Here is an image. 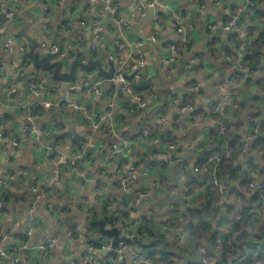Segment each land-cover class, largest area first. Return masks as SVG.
Here are the masks:
<instances>
[{"label":"crops","instance_id":"obj_1","mask_svg":"<svg viewBox=\"0 0 264 264\" xmlns=\"http://www.w3.org/2000/svg\"><path fill=\"white\" fill-rule=\"evenodd\" d=\"M117 1L120 5L121 15L132 29L130 32L120 30L113 18L107 16V25H112V28L110 31L108 30V36L105 37L102 46L105 55L104 66L105 68L109 67L107 61L109 50L113 47V35L115 38H124L126 46H129L124 50L123 56L126 58L135 48L139 38L149 37L154 31H157L158 40L155 42L149 40L144 46L148 59L146 75L151 82L155 83L157 89L152 97H143L145 106L142 108L130 95L118 92V86L108 81L101 85V90L97 94L91 93L89 90L68 94L74 101L77 100L80 104L88 106L90 111L102 115L107 114V103L110 101L112 103L110 118L114 122L113 126L118 129L113 135L101 134V132L99 134L95 131L94 138L90 142H86L81 150L83 159L79 161V167L59 168L60 179L57 186L60 195L55 203L56 210H62L60 214L49 212L46 209V204L37 199L38 192L36 193L32 188L36 186L38 191L43 190L46 184L52 181L54 168L50 157L56 156L55 149H59L58 151L65 159L75 156L72 146L74 138L76 135H86L90 132L93 118H88L89 114L85 109H77L73 106H69L62 112L47 111L37 116L34 125L47 127L56 122L55 132L43 137L27 136L21 131L27 124L25 111L22 108L13 109L12 106L20 99L25 100L26 105L38 99L56 100L59 93L53 90V87L58 82L50 80L49 77L45 78V81L41 83V93L36 96L24 87L25 80L21 77L9 78V75L6 76V73L3 74L0 70V113L8 116L4 126L6 135L0 139V178L8 172L12 173L11 180L2 191V194L5 195L0 201V246L10 247L15 244L18 247L13 254L0 257V264H15L16 259L19 264H46V262L67 264L71 257L81 258L88 240L86 237L84 239L79 237L74 226L80 224L83 228L88 227V210L91 209L95 213L98 208L99 216L102 218L103 206L96 199L95 179L99 177L98 170L103 165L104 154L112 151V144L121 147L124 133L130 135L127 140V148L121 152H115L114 157L110 160L105 175V194L115 198L117 206L123 205L122 201L126 193L122 188L121 179L126 174L128 166L133 165L140 174L132 186V192H146L147 196L145 195L138 209L133 211L128 209L126 217L132 220L140 213L148 214V216L152 215L153 220L157 223L167 221L169 224L179 227L182 226L180 223L183 219V208L178 200L182 199L186 190L184 178L192 175L185 171L192 166V163H198L208 153L222 151L225 143L228 144L225 138H221L216 132H213V126H210L208 122L196 124L191 121L189 113L173 110L168 102L171 98V90L175 89L183 103H190V99L187 100L186 92L192 91L195 80L200 83L201 92L203 91L200 92V97L203 98V101L209 102L217 97L218 86H227L229 76L237 74L233 73L237 65L231 63V66L228 67V70L231 71L230 75L225 77L226 81H221L222 63L229 62L228 57L234 50L236 41L242 40L244 35L239 30H225L224 28L226 33L213 32L207 28V25L210 22H215L218 25L226 24L231 15L237 12L241 24L247 25L255 37L260 35L264 40V0H258L250 10L244 0H220L221 5H216V0H158L154 8L147 9V15L144 18L140 16V12L144 10L142 2L138 4L137 0ZM9 2L16 7L20 19L17 25L10 28V32L26 45L27 50L31 48L30 39L41 41L47 37L43 32L42 23V14L46 4L50 2L54 4L51 20L53 30L49 38L51 42L61 44L81 31L79 26L81 20L93 17L105 5L101 0H63L61 3H54L53 0H0V12L5 10ZM242 11L245 12L243 16L241 15ZM156 14L160 18L158 22L155 18ZM177 14L183 16L185 27L191 35L193 44L189 50H184L179 54L173 65L168 66L165 64L164 58L169 54V44L180 39V34L172 25ZM67 22L71 23V27L68 28H71L70 32L62 27ZM215 36L218 39L217 49L221 55V61L213 60L209 49L210 41ZM91 38L92 31L85 29V48L88 47ZM85 53H87L86 49ZM195 55L202 56L203 64L200 69H195V78L190 79L194 70L190 75H187L184 67ZM20 56L18 52L13 55L0 47L1 63L7 65L18 63ZM262 64L264 68V58ZM90 73L95 77V71ZM82 74L79 72L77 76L81 77ZM59 84L66 85L65 83ZM14 88L16 90L12 91ZM239 90L238 95L242 105L238 111L241 113L234 117H232V113L226 116L230 124L236 125V128L229 130L228 134L230 131L238 132L242 139L237 146L233 147L236 153L235 158L239 159L237 178L231 182L230 186L235 192L240 188V179H247L248 174L255 172L260 179H264L262 166L264 159L257 149L253 148L257 137L264 139V123L261 125V132L254 139L248 140L250 126L246 121V114L249 113L264 116V70L262 74L253 75L242 82ZM13 92H17L15 97L11 96ZM135 103L136 107L140 109L131 106L130 108L136 111L129 114L125 110L126 106L135 105ZM122 115L125 116L124 119ZM47 116L48 118H46ZM161 117H165L167 121L161 122ZM118 119L119 122L122 120V123H116ZM145 123L148 126H155V128L161 123L160 133L165 136L158 146L151 145L141 136L140 128ZM74 128L75 131H73ZM11 137H16L18 142L16 146L12 145ZM195 138L202 140V145L198 148L182 145V147H177L173 154L168 149L170 143L182 144L191 142ZM37 143H41L43 148H37ZM228 146L230 147L229 144ZM5 156L10 157V163H7ZM169 156H176L177 159L186 156L188 159L186 170L178 162L170 166L160 163ZM198 178H201V181L197 180ZM203 181L202 176H192L190 190L187 194L188 197L184 199V204L187 202L197 203L205 195ZM245 188H240L242 195L232 196L231 211L226 207L223 208L221 201L220 213L213 220L212 226L215 222L218 224L227 221L229 217L237 213L241 206L251 208V213H254L255 210L259 211V202L255 200L256 191L248 186V181ZM255 214L257 216H254V219L264 222L263 216ZM30 219L36 220L38 225V230L31 239L26 235V221ZM216 229L213 226V232H217ZM47 236L55 237L57 244L53 252L46 258L37 255L31 257V253L19 247L25 241L36 243ZM204 244L205 242L201 241L198 248ZM174 245L176 244H171V246ZM199 251L194 248L193 251L188 249L180 252V260L176 259L177 257H172L175 264H187V259L198 262ZM110 254L98 253L95 264L109 262ZM255 257L257 259L258 256ZM260 257L264 258V253H261ZM115 258L124 259L128 264H133L132 257L127 252L115 254L113 260ZM115 264L117 263L115 262ZM212 264L214 263L212 262ZM229 264H233V262L230 261Z\"/></svg>","mask_w":264,"mask_h":264},{"label":"built area","instance_id":"obj_2","mask_svg":"<svg viewBox=\"0 0 264 264\" xmlns=\"http://www.w3.org/2000/svg\"><path fill=\"white\" fill-rule=\"evenodd\" d=\"M62 1L63 0H53L54 3H61ZM101 1H103L105 5L100 12L97 11V13L93 17L89 19H83L79 22V26L81 27L80 32L78 31L77 33H75L73 37L65 41L64 44H61L59 42L55 43L53 41L50 42L49 49L51 52H58L59 48H61L59 54L67 67H69L70 61L72 59H78L82 62H87L90 59H100L101 61H103V57L101 54H99V51L102 48L103 43L105 42L104 40L108 32L107 16H111V18H113L120 30H125V32L131 31L132 28L126 22L125 18L121 15L120 5L118 1ZM257 1L258 0H244V3L250 10L252 6L256 5ZM141 2L144 10L140 12V16L144 18L147 15V9L154 8L158 3V0H142ZM221 3L222 2L220 0H216L215 2L216 5H221ZM53 7L54 4L52 2L46 4L42 14L43 32L47 36L44 39L50 40L49 37L52 34L53 27L51 20L53 16ZM4 11L6 12V15L9 19L5 23L0 22V47L8 53L14 55L15 52H18L22 56V54L27 51L26 45L20 42L17 37H15V35L10 32V28H13V26L17 25L20 20L17 9L13 4L9 2ZM176 16L177 17L173 20L172 25L173 28L180 34V39L169 44V54L164 58V62L168 66L173 65L174 61L178 58L183 46L193 44L191 35L185 27L183 16H180L178 14ZM155 18L157 22L160 20L158 14L155 15ZM62 27L64 30L70 32L71 28H68L71 27V23H64ZM207 28L213 32L218 31L219 28H224L225 30H239L242 32L244 37L238 42L236 46V61L240 76L238 74L230 75L227 86H218L219 94L216 98H213L209 101L213 102V106L211 107L208 106L209 102L203 101V98L201 97L198 98L197 104L183 103L182 99H180V96L175 89L171 90V98L169 99L168 105L171 106L173 110H176L178 112L189 113L192 117V121H194L196 124L208 122L210 126H213V132H216L221 138H226L228 131L231 129H235L236 125L230 124L229 122H219L213 119L212 116L214 114L222 112L226 113V115L224 116H229L239 102L237 92L241 86V83L245 82V80H248L253 75L262 74L264 68L262 63L258 67H250L247 65L248 62H246V56L249 54V48L251 47V45L255 43L256 37L251 34L250 29L247 25L241 24L237 12L231 15L230 20L226 24L218 25L215 22H210L207 25ZM85 29L92 31V38L91 41L88 42L90 46L87 53H85V49H87L85 48ZM158 38L159 34L157 31H154L149 37L139 38L135 48L131 50L125 58L123 56L125 47L129 48V46H126L127 43L125 42L124 38H115L113 35V47L109 50L108 54V59L114 62V74L112 78L113 82L119 85L118 88L122 92L130 95L133 99H135V101H137L139 104L138 106L141 108L145 106V100L143 99V97H152L153 92L155 91V89H157L155 83L151 82V80H149L146 75L148 59L144 50V46L147 41L150 40L152 42H155L158 40ZM41 46L42 48L46 47V42L43 41ZM258 57L261 59V62H263L264 53H259ZM20 58L18 59V63H12L10 65L0 62L1 72H3V74L6 73V76L9 75V78L21 77L22 75L29 73V90L36 96L40 95L41 83L45 81V78L50 77V75L48 74V72L39 69L33 70L31 72L30 61L28 59L21 61ZM228 59L231 58L228 57ZM202 64L203 63L201 55L192 56L184 67L185 73L187 75H190L193 71V65L197 67L201 66ZM127 75L133 76L134 80H139L141 84L147 85L149 87L148 89H146L143 95L138 94L135 91L132 82L128 79ZM91 81H93V84L90 88H88V85L91 83ZM106 81L108 80L104 78H95L90 72L83 73L81 77L76 76L68 85H62L59 83L54 85L53 90L59 93V97L56 100H50L46 98L43 100L38 99L28 105H26L25 100H18V103L13 105L12 108H22L25 111L27 120V124L24 125L21 131L23 133H26L27 136L33 138L36 136H49L55 132L57 128L56 122H53L47 127H37L34 125V120L38 116L37 114L41 113L42 111L62 112L65 111L69 106H73L77 109H85V111H87L89 114L88 118H93L91 131L86 135H82L84 144L86 142H90L94 138L95 131L99 133L101 132V134H115L116 129L113 126L114 122L110 118V112H112V103L110 101L107 103V114L102 115L98 112L90 111V108L88 106L80 104L79 101H74L71 96H68L69 93H78L80 91L85 92L87 90H89L91 93L97 94L101 90V85ZM15 90L16 88H14L12 91ZM200 91V83L195 80L192 85V92L199 93ZM61 92H63V94H61ZM69 98H71V101H69ZM37 109L40 110L37 111ZM125 110L129 114L132 113L131 110H129L127 107L125 108ZM204 112L206 113L202 114ZM3 117L4 115L0 113V119H2ZM225 118L227 119V117ZM165 121H167L166 118L161 117V122ZM246 121L250 126L247 139L252 140L261 132V125L262 123H264V116L261 117L259 115L257 116L254 113H249L246 114ZM116 123H119V119L116 121ZM160 124L161 123H159L155 129L161 131ZM140 134L153 146H158L159 143L162 142V138L159 136V134L157 132L151 131L146 123L142 125ZM5 135L6 133L4 131V128L0 127V139H3ZM11 138L12 145L16 146L18 144L17 140L15 139L16 137ZM128 138H130V135L128 133H124L123 144L121 145V147L116 144H112V151L106 152L104 154L103 165L98 170L99 177L95 179L94 183V190L95 193H97V202L99 204H101V202L103 201L106 202L105 205L110 211L109 215L112 216L114 220L119 222L118 228L121 230V235L127 238V240L119 241L116 246H112V238L107 235H102L101 232L100 234L96 232L91 227L90 223L86 228H83L80 224H75L74 228L79 237H82V239H84V237L87 238V236L93 235L94 238L98 241V244H95L94 242H88L83 249L81 258L77 259L76 257H71V259L68 260L67 264H95V256L98 253H106L111 248H113L114 254L117 255L123 252H127L128 254H130L133 264H172L174 260L173 257H166L165 259L157 260V258L152 256L150 252L140 248L137 244V240L134 237V232L141 230L140 228L145 224V219L148 214L140 213L134 219L129 220L127 217L125 218L121 211L123 206H117L115 198H112V196H107L104 192L106 186L105 175L107 174L110 160L114 157L115 152L126 150ZM2 142L4 143L5 141ZM84 144L82 145L81 150L83 149ZM182 145H187L190 148H198L202 145V140L195 138L191 142H184L182 144L170 143L168 149L171 151V154H173L174 150L179 146L182 147ZM37 148L42 149L43 145L41 143H37ZM58 150L59 149L54 150L56 151V156L50 157L51 164L54 168L52 181L46 184V186L44 187L45 189L43 190L38 191V188L36 186H33L32 188L36 193L38 192L37 199L43 201L46 204V209L54 214L62 213V210H56L57 205L55 203L60 195L57 186L60 179L59 168H63L66 166L78 168L80 164L79 161L83 159L80 149L77 152L73 150L75 152V156H73L71 159H65ZM228 158H232L233 164L235 165L239 163V159L233 157L230 147L227 143H225L222 151L208 153L198 163H192V170L194 174L184 178L186 190L183 194L182 199L178 200L182 204L183 208L182 226L175 227L174 225L170 224L162 225V229L164 230L166 239L174 244H177L179 242H189L192 238L191 231L201 225L196 217L194 218L191 216V208L195 205V203H189L187 202V199V203H183L184 199L188 197L187 194L190 190V181L193 175L199 177L202 176L204 178L203 190L205 194L214 193L216 195H219L222 199L223 208H225L227 204L232 202L233 199H230L232 197H229L230 188L226 186L223 179H221L220 177L222 162ZM5 159L7 163H10L9 156H5ZM187 160L188 159L186 158V156L178 159L176 158V156H169L165 160H162L160 163L165 166H170L178 162L180 166H183L184 170H186L185 167L187 165ZM262 164H264V162H262ZM139 174L140 172L137 171L135 166L129 165L126 174L121 179L122 188L126 193L125 198H127V207L132 211L136 208L138 209L145 195L147 196L146 192H132V186L135 183L136 179L139 177ZM11 177L12 173L8 172L4 177L2 176L0 178V201H2V191L7 187L9 181L11 180ZM247 181L248 186L251 189L255 190L257 193L256 195L258 196V198H260L259 211L257 212L255 210L254 213H251L250 208H248L247 206H241L237 213L229 217L227 221L218 223L216 230L219 239L216 246L219 250L223 249L222 244H220L222 238L228 237L229 239H231L232 237V233L234 230L233 220L241 219L243 218V216H246L247 224L244 226V230L248 235L250 234L252 237H254V235L258 232L257 227H255L253 223L255 220L254 216H257L255 213L264 217V179H260L254 172L252 174H248ZM92 211V209L88 210V214L96 213H93ZM37 230L38 225L36 220L30 219L26 221V235L28 236V238L31 239V237L37 232ZM234 237H236L235 234ZM56 244L57 239L55 237L47 236L37 241L36 243L25 241L19 247L20 249L31 253V257L32 255H37L39 257L46 258L50 253L53 252ZM204 245L198 248L200 250L198 252V262L200 264H210V260L206 257L207 251ZM17 249L18 247L15 244L10 247L1 245L0 257H6L8 254H13ZM249 253L258 256L257 259L251 264H264V258L260 257V254L264 253V247L260 246L259 248H253ZM238 255L239 253H233L232 258H236ZM247 258L248 256L246 255L242 260L237 261V263L234 262L233 264H244ZM109 261L114 264L115 262L117 264H128L126 260H120L119 258H115L114 260L109 259ZM14 262L15 264H19L17 259Z\"/></svg>","mask_w":264,"mask_h":264},{"label":"trees","instance_id":"obj_3","mask_svg":"<svg viewBox=\"0 0 264 264\" xmlns=\"http://www.w3.org/2000/svg\"><path fill=\"white\" fill-rule=\"evenodd\" d=\"M107 27H109L108 30L110 31V28H112V25L109 24L107 25ZM106 36H108V32ZM210 42L211 43L209 44V49H210L211 57L215 61H219V60L221 61V58H220L221 55L219 54V51L217 49V43H218L217 37L216 36L213 37ZM238 42L239 41H236V46ZM191 46H192L191 44L187 46H183L180 53H182V51L184 50H189ZM236 46L234 50L231 51V54L229 56L231 59H228L229 62L222 63L223 68L221 69L222 71L220 73L222 76L221 81H226L225 77L227 75H230L231 71L228 70V67L231 66V63L233 65L235 64V66L237 65ZM263 51H264V40L262 36L259 35L258 37H256L255 43L252 44L251 47L249 48V54L246 56V62H248L247 65L250 67L260 66L262 62H261V59L258 57V54L263 53ZM99 54L102 55L103 57L102 60L104 61L105 55L103 53V48L100 49ZM201 67L202 65L197 66L196 69H200ZM238 71L239 70L236 67V70L233 73H237L240 76V73H238ZM86 73H89V72H86ZM127 77L132 82V85L138 94L143 95L146 89L149 88L147 85L141 84L139 80H134L133 76L127 75ZM200 92L193 93V94H190L189 91L186 92L187 100L190 99L191 104H197L198 98L200 97ZM238 92H240V90ZM238 92H237V96L239 97ZM154 93L155 91L153 92V94ZM241 105H242L241 100L239 98V102L232 112V117L238 116L241 113V111H238V107L240 108ZM131 106L136 107L137 104L135 103V105L130 104L126 106L129 110H131L132 112L131 114H133L134 111L136 110L133 108H130ZM136 109H140V108L136 107ZM38 110L40 109H37V111ZM45 112L47 111H42L41 113L37 115H41L42 113H45ZM48 112H51V111H48ZM205 113L206 112L202 114H205ZM224 115H226L225 112L217 113V114H214L212 118L219 122L225 123L224 120L226 119L225 118L226 116ZM7 117H8L7 115L6 116L4 115V117L0 119L1 128H4L5 123L7 121ZM122 118L124 119L125 116L122 115ZM239 118L240 116L238 117V119ZM190 119L192 121L191 115H190ZM120 123H122V120L121 122H119V124ZM148 127L151 131L157 132L161 138H164L165 135L161 134L159 130L155 129V126H148ZM115 129H118V127L117 128L115 127ZM140 131H141V128H140ZM225 139L230 145V149H231L233 157H236V153L234 152L233 147L237 146L239 142H241L242 139H241L240 134L238 132L230 131V133L227 134ZM83 144H84L83 136L76 135L73 141V145H72L73 150L74 151H78L79 149L81 150ZM253 148L257 149V151L264 158V139L263 138L257 137V139L255 140L253 144ZM237 172H238L237 164L236 165L233 164L232 158L225 159L222 162V170L220 173V177L221 179H223L226 186L230 188L229 197H232L236 194L242 195L243 193L241 192L242 190H240V188L246 189L245 185L247 184V179L244 180L243 178L240 179L239 181L240 188L238 189L236 188L237 189L236 192L232 190V188L230 187L231 182L235 178H237ZM197 180L201 181V178H198ZM4 195L5 194L3 193L1 195V198ZM255 200L258 201L260 204V198L255 196ZM221 201H222L221 197L214 193H208V194H205L203 197H201L199 201L195 203V205L191 208V214H192L191 216L194 218L196 217L199 220L201 225L196 227V229H194L193 231H191L192 238L190 239L189 242H183V243L179 242L174 246H171V244L173 243L169 241L168 239H166L164 235V230L162 229V225H168L169 223L167 221H159L157 223L153 220L152 215L146 217L145 224L140 228L141 230L134 232V237L137 240L138 246L142 248L143 250L150 252L152 256L157 258V260H162V259H165L166 257H172V256L175 258L177 257L176 259L180 260V257H181L180 252H184L188 249H191L193 251L194 248L198 250V245L200 244L201 241H204L205 242L204 246L207 251L206 257L210 260V264H212V262L214 264H229L230 261L233 263L234 262L237 263V261L242 260L246 255L248 256V258L244 264H251L253 261L256 260V257L254 256V254H252L253 252L251 254L249 253L250 250L253 248H257V247L259 248L260 246L264 247V222H260V221L258 222L257 219L255 218L253 225L257 227L258 232L257 234L254 235V237H252L250 234L248 235L247 232L244 230V226L247 224L246 216H243V218L241 219L233 220L234 230L232 233V237L231 239H229L228 237H223L220 243L222 244L223 249L219 250L216 246L218 244L219 237H218L217 232H213L212 222L213 220L217 218V216L220 213ZM122 203H123L122 205L123 207L121 211L126 218V215H128V211H127L128 208L126 209L124 207H127L128 205L127 198H124ZM105 204H106L105 201L101 202L100 204L101 206H103L102 218L106 221L107 225L118 227L119 222L114 220L113 217L109 215V210L107 209ZM231 205H232L231 203L227 204L226 209L231 211V208H230ZM88 218H89V223L91 227L100 234L101 231H100V226L98 224V221L100 220L101 217L99 216V214L97 215V214L89 213ZM182 222L183 221H181L180 226L182 225ZM174 226L179 227L177 225H174ZM234 234L236 237H234ZM87 240L88 242H94L95 244H98L97 243L98 241L94 238L93 235L87 236ZM152 250L153 252H151ZM235 252L239 253V255L236 258H232L233 257L232 255ZM97 255L95 256V258L97 257ZM114 255H115L114 252H112L110 254V259H113ZM186 262L187 264H200L199 262H194L188 259L186 260ZM175 263H176L175 260H173L172 264H175ZM103 264H114V263L109 261Z\"/></svg>","mask_w":264,"mask_h":264},{"label":"water","instance_id":"obj_4","mask_svg":"<svg viewBox=\"0 0 264 264\" xmlns=\"http://www.w3.org/2000/svg\"><path fill=\"white\" fill-rule=\"evenodd\" d=\"M137 3L138 4L141 3V0H137ZM244 13L245 12L242 11L241 15L243 16ZM8 19L9 18L7 17L6 12L1 11L0 12V22L5 23L8 21ZM218 31L225 32L223 28H219ZM43 41H45L47 44V46L44 48H42L41 46ZM50 42L51 41L49 39H43L41 41L30 39L31 48L22 54L20 60L22 61V60L28 59L30 61L31 63L30 71L31 72L36 69L43 70L49 73L50 80L54 82H58V83H65L68 85L79 74V72L86 73V72H92L94 70L96 78H104V79H107L111 84L114 83L112 80L113 74H114V62L112 60L108 59L107 61V64L109 66L108 68H105L104 66L105 64L100 59H90L87 62H82L81 60H78V59H72L70 61L69 67H67L59 54L61 48H59L58 52H55V53L51 52L49 49ZM89 46L90 44L88 43L86 52L89 51ZM125 49H127V47H125ZM195 69H196V66L193 65L192 70L194 71L192 73V76H190V79L195 78L196 76ZM21 78L25 80L24 87L29 89L28 87V81L30 78L29 73L22 75ZM92 84H93V81H91V83L88 85V88H90ZM116 85L119 86L118 84ZM118 90H119L118 92H122L119 88ZM189 92L190 94H193L192 91H189ZM16 93L17 92H13L11 96L15 97ZM69 101H71V98H69ZM208 106L209 107L213 106V102H209ZM46 118H48V116ZM224 122L227 123L228 120L225 119ZM69 130H72V129H69ZM75 130L76 129L74 128L73 131ZM89 131H91V129H89ZM262 166L264 168V164H262ZM192 167L193 165L189 167L185 171V173L194 174ZM96 213L98 214L100 213V210L98 208L96 209ZM98 224L100 226L101 234L107 235L110 238H112V246H116L119 241L127 240V238L121 235V230L118 227L108 226L106 224V221L103 218H100V220L98 221ZM216 225L217 223L215 222L213 224L215 229H216ZM113 251H114L113 248H111L110 250L106 252V254L111 253ZM46 264H49V262H46Z\"/></svg>","mask_w":264,"mask_h":264}]
</instances>
